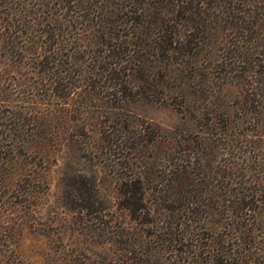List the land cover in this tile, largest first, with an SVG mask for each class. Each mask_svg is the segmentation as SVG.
Wrapping results in <instances>:
<instances>
[{
	"label": "trees",
	"instance_id": "obj_1",
	"mask_svg": "<svg viewBox=\"0 0 264 264\" xmlns=\"http://www.w3.org/2000/svg\"><path fill=\"white\" fill-rule=\"evenodd\" d=\"M31 2L0 0L1 60L20 59L22 67L24 56L32 54L36 62L28 65L39 69L29 98L15 100L13 87L0 88V218L23 209L32 189L52 180L45 167L51 147L63 137L34 128L38 119L28 115L40 100L67 103L83 95L86 82L88 95L104 93L110 108L119 110L129 102L135 74L143 71L146 86L152 72H162L160 89L174 91L190 107L204 95L219 98L232 78L244 91L239 104L210 100L198 131L186 120L183 134L166 138L158 171L121 183V214L114 223L125 237V251L141 264H264V0H50L42 19ZM217 36L221 56L202 91L191 95L176 86L190 55ZM87 59L91 67L81 70ZM7 103L14 113L4 109ZM128 129L127 143H134L128 148L137 153V138L147 134ZM22 151L38 159L33 174L25 176L27 187L8 196L14 186L7 184L13 177L8 168ZM9 198L19 201L9 204ZM94 209L89 201L82 207L88 216L102 214Z\"/></svg>",
	"mask_w": 264,
	"mask_h": 264
},
{
	"label": "rangeland",
	"instance_id": "obj_2",
	"mask_svg": "<svg viewBox=\"0 0 264 264\" xmlns=\"http://www.w3.org/2000/svg\"><path fill=\"white\" fill-rule=\"evenodd\" d=\"M32 1L33 13L40 9L37 18L49 15V9L43 4H50V0H42L40 7ZM22 2L24 5L25 0ZM222 44L220 36H217L192 53L185 65L188 68L185 75L173 81L176 86H184L191 95H194L193 91H202L216 60L221 56L219 47ZM2 46L3 36L0 35V51ZM144 58L149 60V54L144 53ZM15 60L10 57L2 61L0 57V88L3 84L9 89L13 87L15 100L20 96L29 98V86L35 81V71L39 69L28 64L36 62V55L26 54L22 67L17 66L20 59ZM86 62L81 70L91 67L88 59ZM135 75L132 89L127 92L130 99L126 101L125 108H110L111 103L102 98L104 93L95 95L92 92V96L88 95L91 86L84 82L81 87L83 95H75L67 103L40 100L36 110L28 115V118L38 119L35 129L41 125L46 133L58 134L63 139L49 152L51 163L45 170L50 173L51 182L36 185L32 189L34 196L23 204V209H16L14 215L9 213L0 218L1 264H141L134 262L125 251V237L118 235L122 230L114 223L121 214L117 205L118 188L132 176L137 177L149 169L154 173L158 171L160 160L156 158L162 154L160 150L165 139L183 134L181 131L187 126L186 120L190 121L193 132L198 131L200 113H204V107L211 108L206 106L210 100L236 107L244 91L240 83L229 78L222 94L218 93L220 99L217 95L210 97L208 94L202 96L203 101L187 107L181 103L177 93L173 91L171 95L169 91L160 89L159 82L164 76L162 72H152L147 86L144 78L142 80L143 71ZM205 88L216 91L213 86ZM5 106L7 111L15 112L9 103ZM115 116L120 117L118 122ZM41 118L48 119L47 125ZM130 127L147 134L145 139L137 138L140 143L137 153L128 148L134 145L127 143L132 135ZM28 130H31L30 126ZM37 159L35 152L22 151L18 154L13 169L8 168L13 177L8 178L7 184L14 185L8 189V196L16 188L27 187L25 176L33 174L31 166ZM15 200L9 198V204ZM86 201L95 204V209L102 214L88 216L82 210ZM101 219L107 222L103 226Z\"/></svg>",
	"mask_w": 264,
	"mask_h": 264
}]
</instances>
